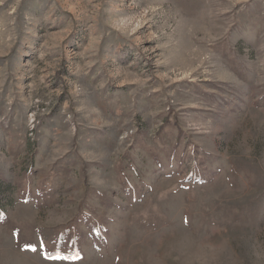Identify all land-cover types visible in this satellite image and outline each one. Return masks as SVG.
I'll use <instances>...</instances> for the list:
<instances>
[{
  "label": "rangeland",
  "instance_id": "obj_1",
  "mask_svg": "<svg viewBox=\"0 0 264 264\" xmlns=\"http://www.w3.org/2000/svg\"><path fill=\"white\" fill-rule=\"evenodd\" d=\"M0 264H264V0H0Z\"/></svg>",
  "mask_w": 264,
  "mask_h": 264
}]
</instances>
